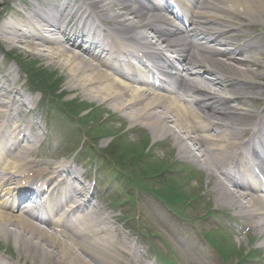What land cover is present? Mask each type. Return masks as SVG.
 Wrapping results in <instances>:
<instances>
[{"label": "bare ground", "instance_id": "6f19581e", "mask_svg": "<svg viewBox=\"0 0 264 264\" xmlns=\"http://www.w3.org/2000/svg\"><path fill=\"white\" fill-rule=\"evenodd\" d=\"M17 2L24 6L0 1L5 45L59 68L66 90L171 136L181 155L206 175L214 203L244 217L264 247V187L256 179L264 166L247 159L250 149L256 153L254 144L264 149V83L252 80L264 82V0H166L160 7L151 0ZM133 42L145 50L140 53ZM168 51L177 54L180 69ZM153 67L170 68V80H156ZM3 68L0 236L8 247L13 240L19 255L3 247L0 264H28L23 255L40 264H143L132 261L138 257L132 241L91 202L81 175L68 164H38L37 99L20 92L17 67ZM27 202L31 209L22 210ZM177 241L185 243L190 262L203 264L190 240Z\"/></svg>", "mask_w": 264, "mask_h": 264}, {"label": "rangeland", "instance_id": "374dc122", "mask_svg": "<svg viewBox=\"0 0 264 264\" xmlns=\"http://www.w3.org/2000/svg\"><path fill=\"white\" fill-rule=\"evenodd\" d=\"M4 1L9 8L24 6L22 2H17L18 0ZM3 4L2 2L1 5ZM226 48H229V46L227 45ZM3 52L10 53V56L8 57ZM24 60L31 63V66L36 70L37 75H39L38 81L42 85H46L45 95L42 94V90L40 91L30 85L23 76L20 61ZM10 65L18 68L21 83L18 84L20 92L37 99L33 115L34 121L39 122L41 130L40 141L34 147L36 161L40 166L45 164L54 165L60 162H72V165L75 166L76 160H72L71 152L82 148L76 159L82 160L88 165L84 175H82L84 183L92 187V180L96 179L97 185L93 189L95 192L93 201L102 206L105 212L111 214L113 212L119 218H121L120 214H130L132 216L129 222L120 219L121 221L116 224V227L136 244H138L136 238L140 237L142 244L137 246V250L143 253L139 255L140 260L146 262V259H148L151 264H159L158 259L153 254V245L163 255L173 258L174 264H193L186 258L187 254L181 248L185 246H180L177 240H174V238L178 239V237L186 234L185 232L188 233L189 230L195 238L194 252L204 256L203 264H235L239 253L244 254L251 250L254 245H260L257 233L244 217L236 216L234 210L226 206H217L214 203L210 195L211 184L208 183L206 175L198 170V165L196 167L190 162L188 163L187 158H184L177 150L171 136L157 135L152 131V128L141 121H132L121 113H115L108 105L88 100L75 92L66 90L64 86L66 76L59 68L50 66L40 56L12 50L0 40V70L4 67L3 70L6 71L5 67ZM238 74L233 75L239 76ZM259 80L256 79L257 82ZM255 96H258V94ZM68 100L70 109H67L71 112L63 106V102ZM232 105H236V103ZM99 125L102 128L101 130H97ZM168 125L173 126L171 122H167ZM86 132L92 134V140L85 138ZM119 132L122 133L120 138L117 136ZM187 142L191 143L188 140ZM88 143L91 144V151L85 148ZM110 144L113 150L118 149L119 145L128 147L129 152L126 158L129 162L127 161V165L124 164L121 167L129 172L130 176L140 177L135 185H129L126 179L128 176L124 172H119V176L111 181L115 174L112 170L116 168L108 164L111 159L102 155L104 151H100ZM67 146L68 148L65 149ZM113 150L112 153H114ZM140 152L145 154L139 156ZM63 156L71 161H64ZM110 157L116 159V161L122 160L120 154L118 156L110 154ZM183 167L184 169H182ZM189 167L194 169L195 176H189ZM174 183L176 185L181 183L179 187L187 193L189 192V195L201 194L198 200L186 204L181 210V214H184L185 217H180L179 214L169 211L165 204L150 193L149 189L144 190V187H149L161 191L169 185L175 189ZM170 192H173V189H170ZM126 193H128V197H126ZM206 209H211L213 212L214 210L223 212L215 214L220 223L219 227L228 232L231 245L238 247V249L234 248L227 260L220 258L217 249L214 250L202 239L200 231H211L216 224L212 217L201 218ZM161 219L166 223L165 228ZM126 222L131 234L133 236L139 235L138 237H133L127 233V227H124ZM139 231H142V233ZM183 231L184 233H182ZM156 236H159L160 239ZM255 238V243L251 245L252 239ZM5 243V238L0 236V244L4 246ZM166 247H169L170 251ZM9 250L14 257H18L19 253H17V248L11 239L9 240ZM187 251L189 252V248ZM236 251L237 253H235ZM256 254L264 257V248L259 252L256 251ZM23 258L28 264H40V262L36 263L25 257V255H23ZM238 264L261 263L257 260H247Z\"/></svg>", "mask_w": 264, "mask_h": 264}, {"label": "trees", "instance_id": "16d2710c", "mask_svg": "<svg viewBox=\"0 0 264 264\" xmlns=\"http://www.w3.org/2000/svg\"><path fill=\"white\" fill-rule=\"evenodd\" d=\"M26 67V66H25ZM32 66H27L26 67V69L28 68L29 70H26V73H27V75H28V77H29V79H30V82H31V84L32 85H35V86H37V87H40L41 89H47V87H46V85L45 84H43L42 85V83H40V81H38V77H39V75H37L38 73H36V70L32 67ZM30 68H31V70H30ZM67 107L70 109V104L69 103H67Z\"/></svg>", "mask_w": 264, "mask_h": 264}]
</instances>
